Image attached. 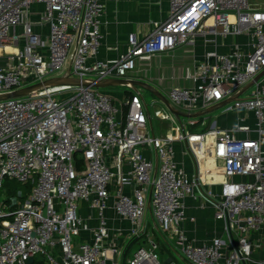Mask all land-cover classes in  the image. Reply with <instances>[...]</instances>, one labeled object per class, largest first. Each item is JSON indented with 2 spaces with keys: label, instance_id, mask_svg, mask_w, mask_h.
<instances>
[{
  "label": "built area",
  "instance_id": "1",
  "mask_svg": "<svg viewBox=\"0 0 264 264\" xmlns=\"http://www.w3.org/2000/svg\"><path fill=\"white\" fill-rule=\"evenodd\" d=\"M105 11L106 0H0V95L65 76L91 84L0 101V190L7 178L33 184L0 202V264H178L176 253L183 264H264L256 257L264 238L251 237L264 229V76L244 92L264 71V3L170 0L167 19L146 37L129 34L126 53L114 60L98 58ZM197 45L203 59L187 71V86L170 89L173 106L194 114L235 97L225 111L250 120L193 133L187 126L207 128V114L182 121L158 109L172 127L155 136L140 92L119 106L93 86L125 79L140 60ZM177 144L196 160L197 173L177 161ZM210 159L225 178L219 191L207 180L205 189L224 236L197 244L183 228L186 202L203 188ZM82 203L95 213V229ZM109 210L120 227L112 229ZM150 225L169 236L173 255L165 260Z\"/></svg>",
  "mask_w": 264,
  "mask_h": 264
},
{
  "label": "crops",
  "instance_id": "2",
  "mask_svg": "<svg viewBox=\"0 0 264 264\" xmlns=\"http://www.w3.org/2000/svg\"><path fill=\"white\" fill-rule=\"evenodd\" d=\"M36 7L38 10L42 9L41 5H36ZM36 10L34 14H36ZM169 11L170 0H106V11L102 24L104 39L98 52V58L102 60H114L123 57L128 46V35L135 33L138 38L146 37L157 22L167 19ZM203 55L204 50L201 45H197L195 48L180 47L174 51L154 56L149 60L138 61L136 69L130 72L125 79L144 81L169 99V92L172 87L187 86L189 84L185 79V75L196 62L203 59ZM124 86L128 87L124 91L116 93L107 92L111 95L114 103L119 106H123L124 100L128 96L139 92V90L135 91L128 85ZM102 91L106 92L105 89ZM247 91L248 88H245L244 92L246 93ZM158 99V102L163 107L156 110L163 109L168 113V107L160 98ZM156 110L152 113L149 106L147 108L149 130L152 135L163 136L171 132V122L157 117L155 115ZM245 118H247V115L243 112L225 111L224 108L219 114H216L213 125L223 129H231ZM177 119L185 120L184 117H177ZM247 120H250L249 116ZM177 146L179 148L176 157L177 161L182 163L189 173H197L198 164L196 160L187 152L185 153L183 145L177 144ZM146 151L148 154H151L152 159L156 162L157 157L155 152H149L148 149ZM203 167L205 168L202 184L204 189H199L195 197L187 199L188 219L183 226L189 238L197 244L207 243L215 237L224 236L223 223L216 219V208L207 198L205 189L209 184H215L213 188L219 191L220 183L225 178L215 168V161L213 159H210ZM206 180L209 184H206ZM81 214L84 217L91 215L90 226L92 229L97 227L98 221L95 213L85 203L81 204ZM108 215L111 218L112 229L120 227V223L112 210H109ZM192 218L195 220L192 221ZM91 236L90 233L86 232L83 238L90 240ZM251 237L264 238V229L259 234L253 233ZM116 238H119L120 242L124 241L126 243L131 239L129 236H117ZM256 257L264 259V245L256 253Z\"/></svg>",
  "mask_w": 264,
  "mask_h": 264
},
{
  "label": "water",
  "instance_id": "3",
  "mask_svg": "<svg viewBox=\"0 0 264 264\" xmlns=\"http://www.w3.org/2000/svg\"><path fill=\"white\" fill-rule=\"evenodd\" d=\"M264 76V71H262L259 75L256 76V78L246 87L249 88L251 87L255 82H257L259 79H261ZM67 85H71V86H91L90 83L85 82V81H81V80H76L71 78L70 76H65V77H57V78H53V79H49L43 82H39L36 84H32L29 86H26L24 88H22L21 90H18L16 92L13 93H7V94H2L0 95V101L2 100H7L10 98H17V97H25L30 95L31 93L38 91L44 87H57V86H67ZM118 85H128L130 87H132L135 91H138L139 88H145L147 90H149L150 92H152L155 96H157L158 98H160L164 104L168 107V109L177 117L179 118H198V117H202L206 114H211L212 112H215L217 110H219L220 108L225 107L226 105L230 104L233 100H235L236 98H230L227 99L223 102H220L210 108H208L206 111L204 112H198V113H194V114H188L185 113L177 108H175L173 106V104L171 103V101L164 95L162 94L160 91H158L156 88H154L152 85L144 82V81H139V80H131V79H108L104 82H95L93 83V86L96 88H106L109 86H118ZM177 256L180 259H183V256L181 254L176 253ZM173 260V258H168L165 261V264H169L171 261ZM34 263V259L30 258L28 261V264H33Z\"/></svg>",
  "mask_w": 264,
  "mask_h": 264
},
{
  "label": "rangeland",
  "instance_id": "4",
  "mask_svg": "<svg viewBox=\"0 0 264 264\" xmlns=\"http://www.w3.org/2000/svg\"><path fill=\"white\" fill-rule=\"evenodd\" d=\"M257 3L259 4H263L264 0H257ZM38 9L35 7V10ZM40 12L33 14L32 16V20L34 22H38L40 19ZM156 86V85H155ZM157 87V86H156ZM128 87L124 86V85H118V86H109L106 88H101V90L105 89L106 92H110V93H116L119 91H124L126 90ZM139 92L141 93V95L143 96V98L146 101V104L149 106V109L152 113H154V110H156L157 108H162L163 105L158 102L159 99L149 90L145 89V88H139ZM223 108H220L219 110L212 112L211 114H207L206 116L208 117V127L207 128H203L202 130H197L196 128H191L189 126H187V128L193 132V133H201L202 131H206V130H210L212 128L213 122L216 119V114H219V112L221 110H223ZM202 120H204V118H200ZM188 118H185V121H187ZM77 160L79 162L83 161V156L82 153H77ZM7 189V192L5 191V189ZM20 190L28 193L29 190L26 189L25 185L17 180L14 179H5L4 181V187L3 189L0 190V202L5 198V197H9V195H16ZM148 231L151 232V239H153L154 241H156L159 246H160V257L161 259L165 260V257H169L170 255H173V252H171V250L169 249L165 238H169V236L167 235V237H162L156 230H154L152 228V226L150 225ZM75 240H78L79 242H82V239L79 236L74 237ZM130 241V240H129ZM128 241V242H129ZM176 262L178 264H183L182 260H180L178 257L176 258Z\"/></svg>",
  "mask_w": 264,
  "mask_h": 264
},
{
  "label": "trees",
  "instance_id": "5",
  "mask_svg": "<svg viewBox=\"0 0 264 264\" xmlns=\"http://www.w3.org/2000/svg\"><path fill=\"white\" fill-rule=\"evenodd\" d=\"M32 185H33V184L29 183V184H26L25 187H26V189H28V190L30 189V190H31ZM30 190H29V191H30ZM133 247H134V243H131V244L128 246V250H127L126 257H128V256L131 254ZM35 264H43V262H42V261H39V260L36 259Z\"/></svg>",
  "mask_w": 264,
  "mask_h": 264
}]
</instances>
